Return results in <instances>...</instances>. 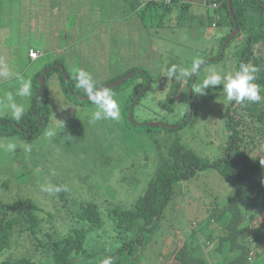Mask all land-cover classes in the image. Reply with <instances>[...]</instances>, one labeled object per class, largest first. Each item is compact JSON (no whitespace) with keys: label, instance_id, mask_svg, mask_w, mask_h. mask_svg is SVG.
Wrapping results in <instances>:
<instances>
[{"label":"rangeland","instance_id":"374dc122","mask_svg":"<svg viewBox=\"0 0 264 264\" xmlns=\"http://www.w3.org/2000/svg\"><path fill=\"white\" fill-rule=\"evenodd\" d=\"M175 1L168 4L166 0H157L155 6L141 14L142 9L137 13L132 11V0H48L43 3L49 5L50 12L44 16L48 26L37 29L40 35L29 36L31 44L42 50L34 67L47 68L60 62L69 73L73 87L84 95L76 87L78 68L90 72L100 86L122 81L131 70L147 71L150 76L147 88H143L146 90L133 113L138 122L173 126L182 122L190 109L188 123L181 128L145 132L132 129L124 110L128 98L139 90L142 79L138 78L122 89L109 88L120 105L118 121L90 124L94 105L75 104L61 87L53 91L54 83L59 82L55 71L46 79L49 120L40 136L31 140L16 135L0 136V203L30 199L41 210V234L48 233L52 238L71 229H87L88 223L79 215L82 206L95 204L103 225L86 235L84 248L93 254L92 261L108 257V253L116 252L135 237V233L118 234L111 213L117 207L130 209L144 194L161 159L168 158L171 145H183L207 162L224 156L229 133L225 125L228 101L223 86L208 89L202 96L194 95L191 90L190 106L186 96L210 70L222 75L236 71L237 58L246 45V33L242 31L241 37L230 39L232 32L224 8L214 9L204 0ZM217 3L219 6L220 2ZM3 10L4 18L9 20L8 9ZM31 14L38 15L35 10ZM212 21L216 27L211 25ZM56 33L57 43H49L55 40ZM226 36L230 40L222 44ZM220 51L222 58L206 61L195 77L179 75L180 70H191L196 57L203 60L217 56ZM172 66L178 69L175 78L168 75ZM48 69L51 67L43 71ZM35 76L31 70L25 79L32 80ZM14 85L13 82L0 84V98ZM46 131L54 135L48 137ZM9 142L17 145L14 153L3 147ZM25 144L31 145V152L24 150ZM261 146L264 151V143ZM46 185H66L68 190L49 194L41 190ZM233 193L234 189L215 169L203 170L190 180L177 183L157 226L142 232L140 249H134L132 256H113L114 263L118 258L121 264H167L173 252L190 241L196 245L197 256L209 264H233L241 249H231L230 242L221 239L228 235L224 227L230 215L224 210ZM240 208L247 216L252 214L247 210L246 200ZM259 222L257 217L251 227L258 226ZM34 241L27 234L15 235L12 247L0 255V264L21 257L47 264L42 255L45 249L34 248ZM257 252L250 264H264V235ZM88 261L84 259L83 263Z\"/></svg>","mask_w":264,"mask_h":264},{"label":"trees","instance_id":"16d2710c","mask_svg":"<svg viewBox=\"0 0 264 264\" xmlns=\"http://www.w3.org/2000/svg\"><path fill=\"white\" fill-rule=\"evenodd\" d=\"M169 1L170 4L176 2L175 0ZM207 1L206 3L209 4L220 2L217 9L224 8L226 10L231 32H233L235 26L239 27V32L235 38L241 37L242 31L246 33V45L242 48L237 58L236 71L239 70L241 63L253 64L260 69L256 74L257 80L255 82L264 86V1L230 0V9L236 19V23L231 19L228 0ZM157 3V0L145 2L144 7L141 8V14L145 10H150V7L155 6ZM182 3L183 5L186 4V2ZM164 7L166 10H170L168 4H164ZM213 23L212 21L211 25ZM225 40L229 41V36L223 39L222 44ZM226 47L227 45L224 48ZM218 56L222 58L223 53L221 55L220 51L217 56L207 57L203 61L206 62ZM57 65L63 66L64 71ZM48 67H51V69L44 70L46 71L44 78L45 98L39 114V77L43 70L32 79L35 98L30 109L19 123L12 121L10 118L0 117V136L16 135L24 140H31L40 136L49 120V111L46 104V79L55 71L59 74V84L62 91L72 102L75 104L90 103L88 100L81 99L86 97V95L81 94L73 87L72 80L64 65L56 61ZM64 72H66V76L63 75ZM131 72L135 73L134 76L127 80L125 84L115 88V90H119L127 87L138 78L144 80L140 84L139 90L134 91L128 98L124 110L127 124L138 132H145L150 129L168 130L160 126L151 127L147 125L148 121L138 122L134 119V114L135 123L132 124L130 122L129 112L132 111L134 113L135 109V107L131 108V104L134 103V106H136L139 103L140 100L135 102L136 96L144 87L147 78L150 77L147 71L131 70L121 79H124ZM66 78H68V83ZM191 81H189V86ZM171 94L172 91L168 93V96ZM261 95L264 96V90H262ZM263 108L264 101L254 105L246 102L243 106L237 105L235 102H228L225 125L229 136L224 156L216 161H204L183 145L177 143L171 145L168 158L161 159L155 175L148 183L144 194L135 201L130 209H121L119 207L113 209L111 214L115 220L118 234L126 236L130 233H135V237L129 242L123 243V246L116 252L108 253V257L115 255L132 256L134 254L133 250L140 249L142 246V232L151 231L157 226L164 208L173 197L175 185L190 180L203 170L215 169L219 172L222 179L234 189V193L228 200L224 210L230 215L224 227L228 235L221 239L228 240L231 244V249H241V254L233 260V264H250L248 263L249 252L253 251L255 256L257 255V249L260 248L261 244V236L264 235V166L260 163V161L264 162V151L261 146L264 143ZM256 109L258 111H255ZM39 117L42 118V124L38 127ZM181 123L179 122L178 124L182 127ZM255 149H258L256 154H254ZM245 200L247 201V210L252 212L250 216L244 214L240 208L242 201ZM40 212L39 207L30 199H19L13 203H0V255L12 247V239L15 235L27 234L36 239V242L34 241L33 243L34 248L42 249L43 247L45 249V252L42 251V255L47 260V264H85L83 263L84 259L87 261L90 259L87 264H101L102 260L107 257L103 256L98 261H92L93 254L87 253L84 248L87 232L94 228H101L103 225L102 217L95 204L88 203L82 206L79 215L82 220L88 223L89 227L87 229H71L68 233L57 238H52L48 233L41 234L43 229ZM257 217L260 218L258 226L251 227ZM196 249V245H193L190 241L185 242L178 250L174 251L173 260L167 264H209L205 259L197 256ZM80 259L81 261H79ZM1 264L43 263L31 258L21 257L13 261H2ZM114 264H121L120 259L117 258Z\"/></svg>","mask_w":264,"mask_h":264},{"label":"clouds","instance_id":"9594fccd","mask_svg":"<svg viewBox=\"0 0 264 264\" xmlns=\"http://www.w3.org/2000/svg\"><path fill=\"white\" fill-rule=\"evenodd\" d=\"M205 63L199 57H196L191 65V70L183 69L179 71V75L183 77H195L198 75L201 66ZM260 69L251 63H241L239 70L234 73L222 75L216 70H210L205 78L198 84L194 85L191 89L196 96L206 95V90L215 89L217 86L222 85V91L225 94L228 102H235L237 105H244L246 102L249 104H259L264 101V96L261 95L264 86L257 84V73ZM178 69L172 66L169 71V77L175 78ZM0 78L6 80H15L18 82V87L15 93L8 91L5 92L3 98H0V107L3 109V115L9 116L12 121L19 123L25 116L27 105L25 103H18L16 97L25 98L30 100L32 96V80L25 79L23 75L18 72L12 71L7 65L0 63ZM76 87L83 90L87 100L94 105L95 111L92 112L89 123L95 124L98 121H118L121 117V109L117 100L114 98L113 93L104 86L98 85L90 72L84 69L75 70ZM45 135L51 137L54 135L52 131H46ZM8 152H15L17 145L9 142L3 145ZM24 150L31 152V145L25 144ZM264 166V162L260 161ZM42 191L49 194H58L62 191H67L66 185H46L42 186ZM101 264H114L112 257H105Z\"/></svg>","mask_w":264,"mask_h":264},{"label":"crops","instance_id":"0c3cea01","mask_svg":"<svg viewBox=\"0 0 264 264\" xmlns=\"http://www.w3.org/2000/svg\"><path fill=\"white\" fill-rule=\"evenodd\" d=\"M5 1L7 0H0V52L4 53L0 55V63L7 65L12 71L18 72L24 77H26L27 73H30L31 70H33L35 75H37L46 67H34V64H36V62H38V60L41 58L42 50L31 44L29 41V36L33 37L34 35H40L37 29L45 27V25L48 26L44 16L46 13L50 12L48 8L49 5L43 4L44 2H48V0H9L10 3H4ZM14 1L15 4L13 3ZM147 1L148 0H132V11L137 13L141 8L144 7L145 2ZM3 8L8 9L7 15L9 16V20L4 18ZM52 9L54 10L56 7ZM34 10L36 13H38V15L33 16L31 14ZM37 18H40V21H37ZM58 37L59 35L56 33L55 40L49 43H57ZM20 45H22V47H20ZM30 49L39 51L41 55L37 59H31L29 57ZM23 50L25 53H22ZM9 82H13L15 84L11 91H13V89L16 90L17 82L15 80L0 79V84L6 85ZM57 87L58 89L60 87L58 81L54 83L53 91H56ZM34 98L35 90L32 84V96L30 100H26L25 98L21 97H16V100L18 103H25L27 105L28 111L34 101ZM0 117L9 118V116L3 114H0ZM180 247H178L176 250H178ZM173 257L174 252L170 262L173 260Z\"/></svg>","mask_w":264,"mask_h":264},{"label":"water","instance_id":"95a60500","mask_svg":"<svg viewBox=\"0 0 264 264\" xmlns=\"http://www.w3.org/2000/svg\"><path fill=\"white\" fill-rule=\"evenodd\" d=\"M264 5V4H263ZM228 7H229V13H230V16H231V19L233 20L234 23H236V19L232 13V10L230 9V0H228ZM239 32V27L238 26H235L232 34L230 35V39H232L233 37H235ZM62 71H64V67L63 66H58ZM45 74H46V71H43V73L40 75L39 77V87H40V93H39V96H40V99H39V103H38V114H39V110L42 106V103L44 101V98H45ZM135 73H132V74H129L128 76H126L124 79H122V81L120 82H117V83H114V84H110V85H106L104 87H107L108 89L109 88H118L120 87L121 85L125 84L127 80L131 79L133 76H134ZM64 76H66V72L63 73ZM194 80V79H193ZM66 82L68 83V78H66ZM152 80L149 79V83H151ZM192 87V86H191ZM147 88V87H146ZM146 90V89H145ZM145 90H143V92H141L138 97H137V100L139 99V97L145 92ZM191 97V89H189V92H188V98L190 99ZM82 99V98H81ZM82 100H87V98H84ZM189 106H190V102H189ZM132 109L134 108V105L131 107ZM190 118V109H189V114L187 115V118H186V121H188ZM129 120L132 124L135 123L134 119H133V112L130 111L129 112ZM42 124V118H38V127L41 126ZM147 125L151 126V127H157V126H160L162 128H166V129H170L172 128L173 126H168V125H164V124H161V123H156V122H152V123H148Z\"/></svg>","mask_w":264,"mask_h":264},{"label":"built area","instance_id":"2783aa9c","mask_svg":"<svg viewBox=\"0 0 264 264\" xmlns=\"http://www.w3.org/2000/svg\"><path fill=\"white\" fill-rule=\"evenodd\" d=\"M166 2L168 4H170V1L169 0L166 1ZM209 5L212 6L214 9H217L218 8V3L217 2H213V3L209 4ZM218 19H219V17H218ZM212 26L213 27H216L217 24L216 23H213ZM29 52H30L29 53V56H30L31 59H37L41 55V53L39 51H36L34 49H31ZM254 258H255L254 252L253 251H250L249 252V257H248V263H251Z\"/></svg>","mask_w":264,"mask_h":264},{"label":"flooded vegetation","instance_id":"af4514ba","mask_svg":"<svg viewBox=\"0 0 264 264\" xmlns=\"http://www.w3.org/2000/svg\"><path fill=\"white\" fill-rule=\"evenodd\" d=\"M160 80H161V78H160ZM160 80H158L157 81V83L160 85L161 83H162V80L160 81ZM144 80L142 79V80H140L139 81V84H141L142 82H143ZM147 84H148V78H147V80H146V83H145V85H144V87L143 88H145L146 86H147ZM143 88L140 90V92L143 90ZM138 95V94H137ZM141 98V97H140ZM140 98L137 100V101H139L140 100ZM136 101V102H137ZM186 101L189 103V101H190V99L188 98V97H186ZM135 107V106H134ZM186 118L187 117H185L183 120H182V125L184 126L186 123H188V122H186ZM177 127H179V128H181V125H179L178 123H175V124H173V127L172 128H177Z\"/></svg>","mask_w":264,"mask_h":264}]
</instances>
